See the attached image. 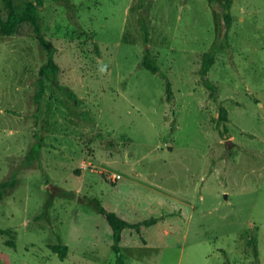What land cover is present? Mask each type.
<instances>
[{"label": "rangeland", "instance_id": "obj_1", "mask_svg": "<svg viewBox=\"0 0 264 264\" xmlns=\"http://www.w3.org/2000/svg\"><path fill=\"white\" fill-rule=\"evenodd\" d=\"M139 1L44 0L60 71L40 102L48 57L32 25L0 36V182L17 179L0 202V264H264V0L233 1L231 47L210 71L228 138L201 79L209 0H149L159 73L142 65ZM94 198L128 221L121 261Z\"/></svg>", "mask_w": 264, "mask_h": 264}, {"label": "trees", "instance_id": "obj_2", "mask_svg": "<svg viewBox=\"0 0 264 264\" xmlns=\"http://www.w3.org/2000/svg\"><path fill=\"white\" fill-rule=\"evenodd\" d=\"M233 1L234 0H224L221 11H218V9L216 8L217 0H209L210 4L214 8L217 34L216 39L212 43L211 47L204 52L201 63L202 82L207 88L212 91V98L219 104L217 128L219 129L221 135L226 138L230 137L229 126L227 124L230 120L229 110L220 96L217 84L210 78V71L217 61V55L220 50L228 49L231 47V43L229 41V31L234 20V16L231 13ZM3 2L4 7L7 10V15L4 16L3 10L2 8H0V36L13 35L18 31L22 23L28 22L32 25L40 46L47 53V61L43 63L40 68L41 76L38 80V90L35 95L37 102H40L42 97L46 94L47 80L55 82V76L60 71V65L55 58L57 48L45 36L38 15V8L39 6L43 5L44 0H28L25 9L22 12H19L16 9L14 0H3ZM150 5L151 4L149 0H140L138 4L139 9H141L139 15V23L145 43L142 65L154 73H159L161 70L160 65L158 64L151 46L149 45L151 39L149 18ZM162 76L166 79L168 97H170L173 95L172 82L166 73H162ZM56 86L62 88L63 90H66L68 95H70L71 97H77V94L74 92V90L69 89L65 85L56 83ZM41 147L42 144H40V147L35 146L31 150L30 161L35 158V154L40 150L39 148ZM16 184L17 179L15 177L0 182V202L4 199L8 191L14 188ZM66 194H70V192H66ZM91 202L94 208L98 212L102 213L110 223L113 229V249L116 251V253L118 254V259L121 261L122 254L120 242L123 239V232L128 226V221L116 211L110 210L106 206H104L98 198L91 199ZM147 222L156 223L157 219L151 218L150 220H147ZM9 231L10 230H5V232ZM10 243L14 242L11 241ZM250 243H252L254 246L255 256L258 257L257 239L251 238ZM51 248L55 252H57L61 258H65L69 250V246L64 243L53 244L51 245Z\"/></svg>", "mask_w": 264, "mask_h": 264}, {"label": "built area", "instance_id": "obj_3", "mask_svg": "<svg viewBox=\"0 0 264 264\" xmlns=\"http://www.w3.org/2000/svg\"><path fill=\"white\" fill-rule=\"evenodd\" d=\"M120 177H121V175L116 174V175L114 176V179L116 180V179H118V178H120Z\"/></svg>", "mask_w": 264, "mask_h": 264}]
</instances>
